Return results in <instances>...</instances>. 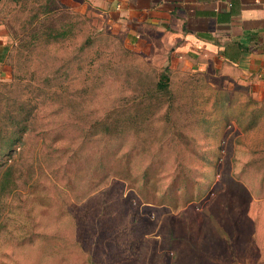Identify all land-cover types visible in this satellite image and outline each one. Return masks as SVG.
Returning a JSON list of instances; mask_svg holds the SVG:
<instances>
[{"label": "rangeland", "instance_id": "rangeland-1", "mask_svg": "<svg viewBox=\"0 0 264 264\" xmlns=\"http://www.w3.org/2000/svg\"><path fill=\"white\" fill-rule=\"evenodd\" d=\"M82 1L0 0V105L17 99L64 137L32 169V146L15 148L23 152L20 178L0 195V264L191 262L193 251L208 249L209 220L222 217L214 197L230 175L222 167L233 161L238 101L228 105L220 71L182 68L158 33L131 39V26L101 22ZM44 5L55 10L41 15ZM48 24L69 29L68 37L45 41ZM162 72L168 91L155 87ZM105 119L130 130L111 144L101 135L84 139L90 123ZM32 140L41 148V138Z\"/></svg>", "mask_w": 264, "mask_h": 264}, {"label": "crops", "instance_id": "crops-1", "mask_svg": "<svg viewBox=\"0 0 264 264\" xmlns=\"http://www.w3.org/2000/svg\"><path fill=\"white\" fill-rule=\"evenodd\" d=\"M113 26H131V39L158 33L166 56L195 72L225 78L228 105L237 102L232 162L222 217L209 221L206 251L178 264H264V0H83ZM89 11V10H88ZM231 102V103H230ZM235 153V154H233ZM237 173V175H235ZM229 179V181H228ZM230 186H228L229 184ZM226 204L239 205L226 208ZM197 233L205 235L203 230ZM233 237V238H232Z\"/></svg>", "mask_w": 264, "mask_h": 264}, {"label": "trees", "instance_id": "trees-1", "mask_svg": "<svg viewBox=\"0 0 264 264\" xmlns=\"http://www.w3.org/2000/svg\"><path fill=\"white\" fill-rule=\"evenodd\" d=\"M55 9H51L49 5H44V11L41 15H47L53 12ZM45 41H59L68 37L69 29L65 27H53L51 24L44 26ZM68 73V67L65 62L61 63L58 69L56 70V78L64 80L66 74ZM55 77L52 74L44 75L43 79L47 82V88L52 86V80ZM157 90L168 91L169 90V76L166 73H160L155 85ZM26 104L20 102L19 100H13L11 105L1 106L0 105V166H4V171L0 178V195L4 196L14 192L17 187V180L20 178V175H17L18 171V161L17 157L22 154V151L19 153L16 151L18 146L20 149H23L24 146L29 143V146H32V151L34 150V155L30 157L29 168L35 164H38L40 158L48 159L52 151H56L60 148L61 145L57 144L59 140H64V137L60 134V126L53 125L50 128L41 127L42 121H35V112L30 109H25ZM41 127V128H40ZM124 132L130 130L129 125L121 128V123L117 122L114 119L111 120H101L98 122L90 123L84 133L86 137L84 139L89 140L94 137H99L100 135L105 139H108L109 144L114 142L115 135L119 132ZM114 135V136H113ZM36 136L37 144L39 138H41L40 147L34 149V143L32 138ZM121 139V138H120ZM108 144V145H109ZM62 148V147H61ZM120 147L113 148L108 155L112 158L118 154V149ZM41 152V155L39 153ZM17 153L18 156H14ZM126 156L129 155V150L125 153ZM74 156L70 157V160ZM5 158V161L1 163V160ZM10 160V163L8 161ZM6 164V165H5ZM32 172V171H31ZM105 176L110 173L108 171L104 172ZM107 173V174H106ZM31 174V173H30ZM30 174L28 175L30 177ZM125 174V172L114 173L115 176ZM131 174V172H130ZM122 176V175H121ZM124 176V175H123ZM142 181L145 182L148 173L146 168L141 172Z\"/></svg>", "mask_w": 264, "mask_h": 264}]
</instances>
